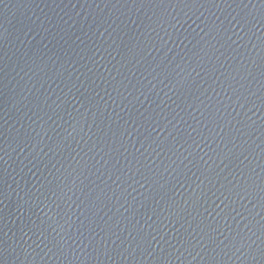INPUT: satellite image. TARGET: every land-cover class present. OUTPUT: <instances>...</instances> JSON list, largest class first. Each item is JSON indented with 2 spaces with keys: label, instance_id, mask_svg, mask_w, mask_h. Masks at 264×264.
<instances>
[{
  "label": "water",
  "instance_id": "95a60500",
  "mask_svg": "<svg viewBox=\"0 0 264 264\" xmlns=\"http://www.w3.org/2000/svg\"><path fill=\"white\" fill-rule=\"evenodd\" d=\"M0 264H264V0H0Z\"/></svg>",
  "mask_w": 264,
  "mask_h": 264
}]
</instances>
